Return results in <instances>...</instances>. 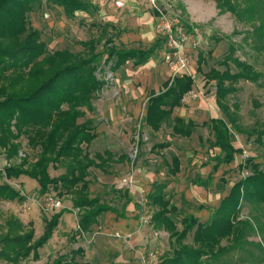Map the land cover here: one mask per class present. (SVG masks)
Segmentation results:
<instances>
[{"label": "rangeland", "instance_id": "374dc122", "mask_svg": "<svg viewBox=\"0 0 264 264\" xmlns=\"http://www.w3.org/2000/svg\"><path fill=\"white\" fill-rule=\"evenodd\" d=\"M94 1H103L107 11L97 8L89 14L77 12L74 17H69L62 7L42 0L41 6L28 14V20L32 28L41 32V41L45 42L49 53L67 50L84 59L92 49L95 53H103L108 39H112L119 48L135 51L134 59L116 72L111 70L112 62L107 65L103 56L100 62L102 70L97 72V76L106 85L93 100L95 111L87 112L86 117L79 120L83 123L92 119L91 128L97 134L88 148L83 145L84 151L91 157L106 150L115 155L104 168L92 167L89 170L90 197L98 198L100 204L125 214L124 217L111 212L101 214L91 231L80 233L77 231L79 211L74 208L70 212L65 211L52 238L39 250L38 258L31 255L17 264H56L59 259L63 264H161L166 258L173 257L177 238L171 239L170 232L154 222L158 207L152 204L149 196L159 189L156 184L162 185V192L179 210L171 217L180 233L184 229L183 217H193L200 223L209 222L234 185L252 176V169H239L246 160L253 159L254 163L264 166V137L263 144L257 141L264 128V77L258 83L241 80L233 85L237 92L228 97L227 104L229 113L236 116L242 130L240 133L216 104V82L207 83L204 78L212 68L225 71L221 61L229 53L230 44L235 45L236 58L254 65L264 74V50L259 53L255 48V37L251 35L255 28L253 25L239 21L230 12H220L212 0H160L161 9L169 16L178 17L185 32L189 28L193 30L185 53L190 60L189 72L195 76V85L193 91L185 96L182 109H176L175 117L186 122L194 121L197 126L190 138H182L174 135L172 124H166L162 131L154 133L145 123L151 93L163 91L164 84L171 78L157 33L158 17L156 30L154 28L155 11L145 1L142 2L143 7H139L134 2L119 0L127 2V5L116 9L118 0ZM110 16L115 17L116 22L108 21ZM121 35L125 44L142 43L144 40L145 48L154 46L155 50L144 64L136 67V51L144 46L122 47ZM231 67L236 72L232 63ZM213 118L227 121L232 144L242 150V153L234 155L230 164H219L221 151L211 146L214 141L212 130L203 125L209 124ZM253 130L256 133H252ZM15 143L21 148L11 159L8 158L9 149L0 146L2 173L11 165H19L26 156L30 161L35 160V153L28 147L25 136ZM162 144H168V147L153 149ZM123 154L127 159L117 160ZM173 157L181 162V171L177 175H171L168 170L167 164ZM60 169L65 168L61 165ZM51 172L59 174L53 169ZM21 181L25 189L19 188L20 183L15 187L24 200L15 206L14 212L29 221L39 212L37 225L33 219L38 239L45 231L46 221L62 208L55 212L45 211L44 196L40 197L35 191L38 187L40 192L39 183L25 175ZM51 194H56L62 204L72 199L70 195L62 196L53 187L47 195ZM242 206L238 220H250L254 231L247 228L241 246L223 257L221 264H264V228L260 229L262 223L264 225V205L255 200H245ZM4 208L7 211L12 207ZM196 228L184 244L192 245ZM230 244L227 240L222 242L223 246ZM0 264L12 263L0 260Z\"/></svg>", "mask_w": 264, "mask_h": 264}, {"label": "trees", "instance_id": "16d2710c", "mask_svg": "<svg viewBox=\"0 0 264 264\" xmlns=\"http://www.w3.org/2000/svg\"><path fill=\"white\" fill-rule=\"evenodd\" d=\"M47 1L62 7L69 17H74L77 12L89 14L97 9L85 0ZM212 1L216 2L220 12H230L239 21L255 27L251 35L255 37V48L261 53L264 50V0ZM41 3L42 0H0V146L9 149L8 158L11 159L21 148L15 141L25 136L28 147L35 153L34 161L26 156L19 165H11L4 173L7 179L22 175L35 179L40 185L41 196L48 194L51 187L62 196H72L74 209H78L80 215L77 231L85 233L91 231L101 214L111 212L124 217L125 212L102 205L98 198L90 197V181L87 180L89 170L92 167L104 168L108 162H112L115 155L106 150L91 157L84 151L83 145L88 148L97 134L91 128L92 119H86L83 123H79V120L85 118L87 112L95 111L93 100L106 85L97 76V72L102 70L100 62L103 56L106 57L107 65L112 62L111 70L116 72L134 59L135 51L119 48L112 39H108L103 53H95V49H92L91 54L84 59L67 50L49 53L45 42L41 41V32L32 28L28 20V14L40 7ZM154 50L153 46L136 51L138 56L134 66L144 64ZM228 51L221 61L225 71L212 68L204 78L207 83L216 82V104L240 133L242 130L235 114L229 113L228 97L237 92L233 86L235 83L241 80L258 83L264 74L257 71L254 65L236 58L235 45L230 44ZM199 60L203 61L202 58ZM231 63L236 72H233ZM194 85L195 80L184 75L167 81L165 89L159 94L151 93L145 116L146 125L159 131L164 124H172L174 135L190 138L197 124L173 117V113L176 108L183 106L185 96L193 91ZM203 125H208L212 130L214 141L211 146L221 151L219 164H230L235 154L242 153L241 149H236L232 144L226 120L213 118L209 124L207 122ZM252 133H256V130ZM263 137L264 128L257 137L260 144H263ZM167 147L168 144H162L153 149ZM120 159L126 160L127 157L123 154L118 156L117 160ZM61 165L66 170L65 174L52 178L50 167L57 168ZM167 165L171 175H177L181 171V162L176 157ZM247 168L253 170L252 176L245 177L234 185L209 222L200 223L193 217H183L181 223L184 229L180 233L171 217L178 214L179 210L162 192V185L156 184L159 189L149 196L152 204L158 207L153 217L154 222L159 228L167 229L171 239L175 236L177 238L173 257L166 258L161 264H221L223 257L241 246L245 230L249 228L254 231L250 220H238L243 202L255 200L259 205H264V166L249 159L239 169ZM2 175L0 172V178ZM16 199L23 200L20 191L7 183L0 184V200ZM61 216L62 212H59L47 220L45 231L37 240L34 238V229H26L19 220L10 218L6 224L7 232L0 235V260L17 264L31 255L37 259L38 250L52 238ZM196 226L192 245L184 244V240ZM263 228L262 223L260 229ZM223 240L231 244L223 246ZM56 264H63V260L59 259Z\"/></svg>", "mask_w": 264, "mask_h": 264}, {"label": "built area", "instance_id": "2783aa9c", "mask_svg": "<svg viewBox=\"0 0 264 264\" xmlns=\"http://www.w3.org/2000/svg\"><path fill=\"white\" fill-rule=\"evenodd\" d=\"M142 1H145L152 10L155 11V14L158 17L157 33L162 42V49L165 53L164 61L170 70L171 80L173 81L184 75L191 76L195 80V76H192L189 72L190 60L185 53V46L188 43L190 34H192L193 30L185 32L178 17L169 16L165 10L163 11L161 9L160 0ZM115 4L117 8L124 7L122 1H116ZM21 187L22 186L19 185L20 189ZM44 202V210L50 212L57 211L62 208L63 205L62 200L56 194L47 195Z\"/></svg>", "mask_w": 264, "mask_h": 264}, {"label": "crops", "instance_id": "0c3cea01", "mask_svg": "<svg viewBox=\"0 0 264 264\" xmlns=\"http://www.w3.org/2000/svg\"><path fill=\"white\" fill-rule=\"evenodd\" d=\"M119 1V0H118ZM129 2H134V3H136L137 5H139V7H143L142 5H143V1L142 0H138V1H136V0H128ZM89 2L92 4V5H94L96 8H100L101 10H102V8H104V11H107V9H106V5H105V3H103V1H94V0H89ZM138 2V3H137ZM126 5H127V2H124V6L126 7ZM147 7V6H146ZM115 9H116V6H115ZM84 14H87V13H85V12H83ZM152 13V12H151ZM77 14V13H76ZM153 14V13H152ZM153 22H154V28H155V30H156V26H157V16L155 15V14H153ZM114 18L115 17H113V16H110L109 18H108V21H111V22H116V20H114ZM122 26V25H121ZM145 26V25H144ZM122 35H123V33H122ZM122 35H121V38H120V45H139V46H144V48H141L142 50H144V49H147V48H145L147 45L144 43V40L143 41H141L142 43H133V44H125V43H123L122 42ZM150 46V45H149ZM122 68V67H121ZM170 80H171V78H170ZM160 93V92H159ZM159 93H157V94H159ZM176 109H182V107H179V108H176ZM176 109L174 110V113H173V117H175V116H177V114L175 115V112H176ZM146 116V115H145ZM164 126H166V124H164L163 126H162V128L159 130V131H154L151 127H148V128H150L154 133H159L160 131H162V129H163V127ZM51 169H53L55 172H59V174H57V175H55V174H52V172H51ZM63 170H65V169H63ZM62 169H60V167H50V169H49V173H50V176L53 178V177H59V176H62V175H64L65 174V172H66V170L65 171H63ZM1 171H3L2 169H1ZM22 177H23V175L22 176H20L19 178H13V179H7L6 178V176H5V173L3 172V175H2V177L0 178V184H4V183H7V184H9V185H11L13 188H15L16 189V185H17V183H20L21 185H22V187L25 189V186H24V184H22ZM17 190V189H16ZM35 191L37 192V194L41 197V195H40V193H39V189H38V187L35 189ZM24 192V191H23ZM47 196V194L44 196V200H45V197ZM67 196H69V195H67ZM70 197V196H69ZM24 200V199H23ZM19 202H22V200H18V199H16V200H14V201H3V200H0V235H2V232H4V233H6L7 232V230H8V227L6 226V224H7V221L10 219V218H12V217H14V218H16L17 220H19L25 227H26V229H29L30 228V226H33L32 227V229H35V224H34V222H33V219H34V221H35V223H36V225L38 224L37 222H38V220H39V217H40V214H39V212H37V213H35V216H34V218H32V220H26V219H24V218H22L21 216L19 217V215L16 213V212H14V208H15V206H17V205H19ZM64 204L62 205V210H60V212H62V216H61V218H60V220L62 219V217L64 216V214L66 213L65 211H71V210H73L72 208H74V206H73V200L71 199V201L70 200H67V201H65V202H63ZM3 204V205H2ZM12 207L11 208V210H9V209H7V211H5L6 209L4 208V207ZM5 209V210H4ZM59 211V210H58ZM65 212V213H64ZM8 213H10L11 215H9ZM35 231V230H34ZM43 235V234H42ZM41 235V236H42ZM40 236V237H41ZM39 237V238H40ZM34 238H35V240H37L36 239V237H35V233H34ZM38 238V239H39ZM41 249V248H40ZM39 249V250H40ZM39 250H38V254L40 253L39 252ZM33 256V255H32ZM29 259V258H28Z\"/></svg>", "mask_w": 264, "mask_h": 264}]
</instances>
